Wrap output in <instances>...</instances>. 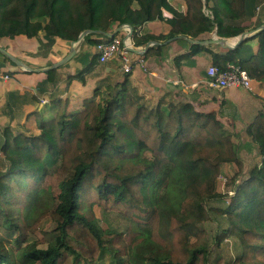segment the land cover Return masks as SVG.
<instances>
[{
  "label": "trees",
  "instance_id": "16d2710c",
  "mask_svg": "<svg viewBox=\"0 0 264 264\" xmlns=\"http://www.w3.org/2000/svg\"><path fill=\"white\" fill-rule=\"evenodd\" d=\"M182 2L184 11L168 0H0V38L42 33L50 42L75 41L86 29L110 32L114 24H128L139 46L177 35L203 40L214 28L220 37H233L247 28L248 0ZM163 10L170 13L168 32H141L144 23L163 19ZM251 39L258 47L247 45L244 54ZM110 40L95 33L84 42L95 47ZM162 47H149L143 57ZM201 49L219 70L238 66L264 87V28L227 52L193 44L183 55ZM97 59L92 54L88 67ZM54 71L47 70V78ZM131 71H121L120 78L107 71L77 109L57 98L53 112L36 121L38 134L3 129L0 264H105L104 254L108 264H218L221 256L212 262L211 255L230 237L240 250L226 264H264V105L245 127L260 160L242 175L237 145L216 118L221 107L162 97L149 103L130 85ZM71 77L84 83L85 72ZM225 163L237 169L227 178L231 189L222 194L214 179ZM13 191L22 192V207L13 205ZM91 191L95 196L84 202ZM225 196L226 205L209 204ZM96 207L127 218L125 230L102 228ZM44 217L54 226L40 246L26 236ZM207 222L216 225L213 235ZM126 233L131 240L124 241Z\"/></svg>",
  "mask_w": 264,
  "mask_h": 264
},
{
  "label": "crops",
  "instance_id": "0c3cea01",
  "mask_svg": "<svg viewBox=\"0 0 264 264\" xmlns=\"http://www.w3.org/2000/svg\"><path fill=\"white\" fill-rule=\"evenodd\" d=\"M171 7L184 11L182 0H176ZM204 12L207 13L206 10ZM246 12L243 24L247 28L242 32L252 30L257 23L264 24V0H248ZM169 15L168 10H163V19L144 23L141 32L154 35L165 34L170 28L166 22ZM116 27L114 24L112 30ZM127 32L128 30L124 29L118 35L123 39ZM214 34L217 38L227 39L228 42L230 38L235 37H220L214 28L209 37L203 40L211 38ZM184 36L192 39L187 35ZM169 39L157 41L156 45L162 44L163 47L145 58L143 55L131 53L133 67L129 83L135 88L136 93L146 94L155 99L170 94L176 99L201 103L204 109L221 107L223 114L228 113V109L234 108L233 113L237 119L244 116H246L244 121L253 119L261 107V98H264V87L259 82L250 79V88H213L207 82L206 70L212 65L209 53L201 49L195 53L183 55L188 52L192 44L184 39ZM130 42L135 48H143L147 43L135 46L132 38ZM247 45L256 51L257 39L246 42L241 50L244 54ZM203 46L211 51L225 52L219 44ZM0 47L33 69V71L22 69L0 53V125L3 124V128L8 127L10 130L35 129L36 121L40 117L46 118L53 112L55 109L53 102L57 98L66 99L70 110L79 108L83 99L91 96L97 81L106 75L107 71H110V76L121 77V70L119 68L116 70L117 59H112L105 64L98 63L89 68L91 55L96 52L95 47L87 44H83L68 62L55 68L49 78H47V70L40 69L62 58L70 49L71 41L54 39L50 42L44 39L42 33H39L35 37L0 38ZM139 62L141 65H138ZM101 70L102 74H100ZM79 71L85 72L84 83L77 77H71L68 80L69 76H74ZM5 75L7 78H4Z\"/></svg>",
  "mask_w": 264,
  "mask_h": 264
},
{
  "label": "rangeland",
  "instance_id": "374dc122",
  "mask_svg": "<svg viewBox=\"0 0 264 264\" xmlns=\"http://www.w3.org/2000/svg\"><path fill=\"white\" fill-rule=\"evenodd\" d=\"M170 6L175 4L176 0H168ZM103 71L101 70L100 74H102ZM148 100L149 103H156L157 99L154 97H148V95L143 94ZM162 97L165 102H169V100H178L181 102H187L186 100L182 99H176L170 94H167L166 96H159ZM158 97V98H159ZM262 100V98H261ZM261 105H264V99L261 101ZM216 105H214L215 107ZM206 107V106H205ZM218 109V108H217ZM228 109V108H227ZM228 113L223 114L222 113V108L221 111L217 114V120L219 121L222 129L225 131V135L229 137L231 143L237 145L238 149V154L240 156V159L242 160V175H245L246 171L249 169L250 166L253 164H258L259 163V155L257 152V148L254 146V144L251 142V140L247 137L245 134V127L250 121H244L243 119H246V116L243 118H236L234 113L235 109L231 108L228 109ZM240 117V116H239ZM3 126L0 125V128ZM3 129H7L11 134H15L17 132H22L25 134H38L39 131L37 128L31 129V130H10L8 127H2L0 129V135L3 132ZM242 131V132H241ZM2 138L0 136V144H1ZM71 148V147H70ZM2 152L0 151V169L4 168V161L2 160ZM130 166V165H129ZM237 167L234 164L230 163H225L220 166V170L217 173L215 177V188L216 191L219 193L224 194L228 190L231 189V184L227 182V178L232 174L233 171H235ZM42 185H45V182L42 183ZM14 196L17 197V200L13 205L15 206H23L24 198L22 196V192L18 191H13L12 193ZM94 195V192H90L89 194L85 195L83 200L84 202H87L88 200L92 199ZM228 202V198L225 196L222 199H218L215 202H210L209 204H212V207H218V206H224ZM95 214L98 217V224L104 228V229H115L116 231H124L127 224H128V219L124 218L121 214H119L117 211H113L112 208H106L101 209L99 207L95 208ZM54 222L50 217H44L40 219L38 222L32 224V229L33 231L29 230L27 231V236L26 238L28 240H37L40 244V246H44L45 240L49 239V231L53 228ZM215 223L214 222H207L205 224V229L206 231L210 234L213 235V232L215 230ZM76 236H78L76 234ZM79 237V236H78ZM133 235L128 236L126 233L123 238L124 241L127 239L128 241L131 240ZM240 248L236 244L235 240L233 238H225L224 241L222 242L219 250L215 249L214 252L212 253V262L215 261L214 258H217L216 256L219 254L221 256V261L218 264H226L230 260H233L236 254L239 252ZM101 262L108 264V259L107 255L104 254L103 257L101 256Z\"/></svg>",
  "mask_w": 264,
  "mask_h": 264
},
{
  "label": "water",
  "instance_id": "95a60500",
  "mask_svg": "<svg viewBox=\"0 0 264 264\" xmlns=\"http://www.w3.org/2000/svg\"><path fill=\"white\" fill-rule=\"evenodd\" d=\"M264 28V24L259 25L258 27L252 29V30H248V31H244L242 33H240L239 35L230 38V42H228L227 39L224 38H217L216 35L214 34L211 38L207 39V40H195V39H190L184 35H178L175 37H172L169 40H174V39H184L187 42L193 44H198V45H220L225 52L234 49L236 46H238L239 44H241L244 40H246L248 37H250L251 35L255 34L256 32H258L260 29ZM127 29L128 32L127 34L123 37L122 41H123V45L125 47V49L133 54L136 55H144V53L147 51V49L150 46L156 45L158 44L157 41H148L143 48H135L131 45L130 39H131V32H132V28L130 25L128 24H120L118 25L116 28H114L112 31L110 32H103L100 30H90V29H86L83 30L77 37V39L75 41H71V47L68 50V52L62 57L60 58L58 61L52 63L51 65H49L46 68H42L40 70L45 71V70H50V69H55L63 64H65L66 62H68L72 57H74V55L76 54V52L79 50V48L85 44L84 39L85 36H87L88 34H95V33H99L103 36H105L106 38H111L114 35L118 34L119 32H121L122 30ZM0 53L5 56L7 59H9L11 62H13L16 66L20 67V68H24L28 71H33L32 68L26 66L23 62H21L20 60H18L16 57H14L13 55H11L10 53H8L6 50H4L3 48L0 47ZM35 71V70H34ZM37 71V70H36Z\"/></svg>",
  "mask_w": 264,
  "mask_h": 264
},
{
  "label": "built area",
  "instance_id": "2783aa9c",
  "mask_svg": "<svg viewBox=\"0 0 264 264\" xmlns=\"http://www.w3.org/2000/svg\"><path fill=\"white\" fill-rule=\"evenodd\" d=\"M95 52L99 64H105L112 59H117L121 71L129 72L132 69V54L125 49L122 37L119 35H114L110 41L98 43L95 46ZM138 65H141V62ZM206 73L208 85L213 88H250L249 76L238 66L229 64L225 70H219L217 66L211 65L207 68ZM4 78H7V75Z\"/></svg>",
  "mask_w": 264,
  "mask_h": 264
}]
</instances>
